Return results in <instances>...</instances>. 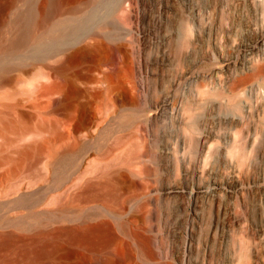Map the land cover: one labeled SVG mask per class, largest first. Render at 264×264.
<instances>
[{
    "label": "rangeland",
    "instance_id": "rangeland-1",
    "mask_svg": "<svg viewBox=\"0 0 264 264\" xmlns=\"http://www.w3.org/2000/svg\"><path fill=\"white\" fill-rule=\"evenodd\" d=\"M92 7L107 89L58 109L23 60L0 83V264H264V0Z\"/></svg>",
    "mask_w": 264,
    "mask_h": 264
},
{
    "label": "bare ground",
    "instance_id": "bare-ground-1",
    "mask_svg": "<svg viewBox=\"0 0 264 264\" xmlns=\"http://www.w3.org/2000/svg\"><path fill=\"white\" fill-rule=\"evenodd\" d=\"M96 12L95 7L91 8V0H0V73L4 75L0 83L9 79V62L23 60L30 62L25 69L37 68L35 88L54 96L51 106L58 109H68L72 97L86 92L85 87L77 84L78 79L92 80L97 74L100 82H106L107 89L120 69H104L105 63H111L104 57L110 46L97 38L91 42V15ZM83 67H87L86 72L81 71ZM127 74L131 75L130 68ZM74 129L87 131L88 126L77 123ZM82 228L85 234L80 229L72 231L91 247L117 240L103 219ZM118 248L116 261L131 257ZM107 259L95 263L109 264Z\"/></svg>",
    "mask_w": 264,
    "mask_h": 264
}]
</instances>
